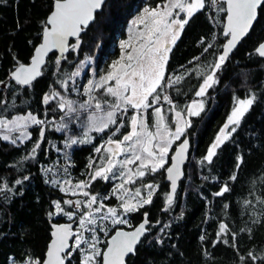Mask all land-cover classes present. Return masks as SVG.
I'll list each match as a JSON object with an SVG mask.
<instances>
[{
	"label": "trees",
	"instance_id": "obj_1",
	"mask_svg": "<svg viewBox=\"0 0 264 264\" xmlns=\"http://www.w3.org/2000/svg\"><path fill=\"white\" fill-rule=\"evenodd\" d=\"M164 1L107 0L96 14L95 21L82 33L79 50L67 52V59L61 60L59 71L55 64L57 54H50L41 75L32 85L21 86L9 75L18 65L29 62L41 40L54 0H0V81H3L0 84V100L5 101L0 105V118L10 119L31 113L38 119L50 121L44 125L45 140L35 158L23 159L29 155L38 138L40 126L29 127L31 139L18 142L16 146L4 141L0 135V181L13 189L12 192L0 193V264H10L12 258L22 261L27 255L43 257L50 241L51 223L73 222L65 216H48L53 201L67 199V195L50 183L54 175L57 178L64 176L63 168L67 167L68 177L74 184L87 179L86 173L93 170L87 168L90 157L94 168L105 163L100 159L105 153H95L94 147L106 140L108 133H95L91 144L65 148V137H81L82 127L70 124V131H55L64 114L54 102L45 105L43 96L52 90L63 92L58 81L65 80L85 56H95L97 73H105L108 65L117 59L119 41L125 36L129 19L145 6H155ZM224 18L225 13L217 15L211 7L197 12L173 46L166 76H184L180 84L167 89L177 110H182L193 99H199L195 97V91L202 83L198 73L201 69L210 71V64L219 54V46L224 41ZM202 39L205 41L203 44L200 43ZM263 40L264 11L217 72L219 83L201 98L205 102L204 110L199 116L191 118V127L181 137H188L190 149L173 204L168 206L166 203L169 183L163 171L146 177L145 182L159 185L153 202L139 211L128 213L129 224L115 226L107 222L108 234L103 236L98 233L101 248L116 228L131 229L147 213L150 230L137 245L135 254L127 258V264H252L249 252L264 254V204L257 201V197H264V58L255 52ZM70 43H75V40ZM208 43L215 46L204 52ZM85 80L75 84L82 87ZM68 85L66 93L80 98L81 95L71 91L74 86L71 80ZM250 93H255L256 101L242 118L237 131L217 150L211 164H201L208 147L231 114L234 97L243 99ZM127 130L126 126L121 132ZM179 142L176 141L173 148ZM65 153L69 154L70 160L65 159ZM238 157H242L239 168L236 167ZM45 168H51L52 172L45 173ZM233 173L237 176L234 182L229 179ZM25 176L29 178L24 180ZM17 179L22 180V184L16 185ZM46 180L49 183H45ZM140 183L138 181L134 188ZM225 183L231 190L223 196L214 197L212 193L219 191ZM113 185L112 179L107 182L98 179L85 190L101 196L108 195L109 199L104 203L107 207H116L117 198L111 195ZM146 194L147 190L142 189V197ZM81 199L86 198L82 196ZM245 200H251L252 204L245 206ZM63 207L77 213L88 210L83 206L81 209L68 205ZM78 218L77 215L74 219L78 221ZM221 222L227 224L230 230L223 237L229 240V244L216 242ZM164 225L169 227L164 228ZM232 233L235 234L234 247L231 246ZM241 256L245 257L243 262ZM72 264H79L78 259L74 258ZM256 264L264 262L257 261Z\"/></svg>",
	"mask_w": 264,
	"mask_h": 264
},
{
	"label": "snow or ice",
	"instance_id": "obj_2",
	"mask_svg": "<svg viewBox=\"0 0 264 264\" xmlns=\"http://www.w3.org/2000/svg\"><path fill=\"white\" fill-rule=\"evenodd\" d=\"M104 3L105 0H54L43 29V42L35 48L31 64L28 66L20 64L11 73V78L16 84L31 86L33 81L41 75L40 66L45 63L44 58L53 50H59L60 53L55 60L57 71H59L61 60L67 59L64 54L79 50L81 33L95 21L96 14L102 9ZM208 7L215 9L217 15L221 12L225 13V22L222 28L224 41L219 46V54L209 66L211 70L205 72L201 69L198 73L202 77V83L195 91V97H205L208 90L219 83L217 72L228 61L230 53L258 22L260 13L264 11V0H223V2L222 0H166L155 6H145L141 14L132 21L128 39L120 41L121 54L118 59L112 61L109 70L98 79L89 80L83 86L82 92L80 86L73 81L74 86L71 91L86 99L77 103L57 90H52L43 96L45 105L55 101L56 108L64 114L61 116L62 122L56 126L55 131H70V124H79L83 128L82 137L75 135L65 137V148L93 143L94 137L91 133H108L107 139L94 147L95 153L102 151L105 153L100 159L106 163L94 168L93 159L90 157L87 168L93 170L86 173L87 179L75 184H72V180L68 178L67 167L63 168L65 177L63 183H60L55 175L53 176L50 183L58 187L59 191L72 195H77L79 192L86 200L53 201L52 211L48 213V216L49 218L65 216L68 221L77 222L78 227L74 230L72 223L53 224L52 239L43 257L27 255L22 261L12 258L10 264H72L74 258L78 259L79 264H127V257L135 254L141 237L150 230L146 227L150 225L147 213L143 214V221L134 230L117 229L115 235L111 236L103 248L100 247L98 233L108 234L104 221L110 220L112 225L129 224L126 214L139 211L145 205L151 204L159 185L145 182V178L154 176L161 170L170 182V192L165 194L166 203L168 206L173 204L177 182L183 176L181 165L185 162L189 140L183 139L176 148H173V144L175 141H180L186 130L191 127V120L186 119L185 115L199 116L204 110L205 102L203 99H193L182 110H177V105L167 94V89L180 84L184 76L177 75L174 78L166 76L169 54L194 14ZM181 13L185 14L183 18L180 17ZM216 22L219 23V21ZM70 37L75 38V43L69 42ZM213 39L215 40V37ZM200 43L203 44L205 41L202 39ZM214 46V43H208L203 51L208 52ZM255 52L259 57L264 58V42L258 45ZM91 59V57H85L80 61L76 72L71 73L65 80L58 81L65 92L69 91L68 81L80 76L81 71ZM195 59L199 60V57ZM2 83L3 81H0V84ZM162 101L175 113L174 131L167 123ZM255 101V93H250L243 99L234 97L231 114L208 147L200 161L201 164L213 162L217 150L237 131L242 118L249 112ZM4 103L5 101L0 100V105ZM46 123L50 121L38 119L31 113L12 119L0 118V132L3 133L4 141H10L16 146L17 140L23 143L31 139V133L27 131L29 125L40 126L39 136L33 143L29 155L23 158L27 160L30 157L35 158L38 149L41 148L42 141L45 140L44 125ZM126 126L128 130L121 132V129ZM13 132H18L19 135L12 136ZM119 156L124 158L117 159ZM65 159L70 160L68 153H65ZM237 160L236 167L239 168L242 157H238ZM133 165L134 168L130 167ZM43 171L49 173L52 169L45 168ZM28 178L25 176L24 180ZM98 179L106 182L110 179L121 181L112 188L111 195L121 200L122 212L116 207H107L106 212H102L106 207L104 201L109 199L108 195L101 196L99 193L92 194L85 190L91 188L92 183ZM229 179L236 181V174L233 173ZM138 181L141 183L139 187L134 188V195L125 199V195L129 194L126 185H135ZM22 182L17 179L15 184L20 185ZM45 183L49 181L46 180ZM142 189L147 190L146 196H141ZM230 190L229 185L225 183L212 195L220 197ZM6 191L12 192L13 189L6 182L0 181V193ZM257 201L264 204V197H257ZM244 204L250 205L252 201L245 200ZM63 205L74 209H81L83 205L84 209L91 211L77 213L66 210ZM93 205L96 207L93 208ZM224 207L227 209L228 205L225 204ZM77 215L78 221L74 219ZM167 227L169 225H164V228ZM229 232L228 225L221 222L216 242L229 244V240L223 238ZM85 233H88V236H85ZM231 235L233 241L231 246L234 247L235 234ZM203 239L202 236L201 240ZM248 258L252 264H256L257 261L264 262V254L257 255L249 252ZM240 260L243 262L245 257L241 256Z\"/></svg>",
	"mask_w": 264,
	"mask_h": 264
},
{
	"label": "rangeland",
	"instance_id": "obj_3",
	"mask_svg": "<svg viewBox=\"0 0 264 264\" xmlns=\"http://www.w3.org/2000/svg\"><path fill=\"white\" fill-rule=\"evenodd\" d=\"M164 2H166V0L164 1ZM143 10V9H142ZM142 10H140L137 14H135V15H133L130 19H129V21H128V23H127V25H126V29H125V36L124 37H122L121 39H120V41L121 40H126V39H128V37H129V28L131 27V24H132V21L138 16V15H140L141 14V12H142ZM183 15L185 16V14L184 13H181L180 14V17L181 18H183ZM142 27V26H141ZM120 41H119V43H120ZM119 46V45H118ZM118 51H119V54H118V56L116 57L117 59L119 58V56H120V54H121V50H120V48L118 49ZM85 57H91L92 59H91V61H90V63H88L87 64V66L86 67H84L83 68V70L81 71V74H80V76H77V77H73L72 78V80H71V82H73V81H75V83H80V81L82 80V79H84L85 80V78H86V80L84 81V83H83V85H82V87H80L81 88V92L83 91V86H85L87 83H88V81L89 80H91V79H98L99 78V74L97 73V71H98V68H97V64H96V57L95 56H85ZM85 57H83L80 61H82V60H84L85 59ZM115 58V59H116ZM80 61L78 62V64L76 65V67L74 68V70H73V72H76L77 71V67H78V65L80 64ZM112 61V60H111ZM111 61H109V63L111 62ZM108 63V64H109ZM107 64V65H108ZM111 64V63H110ZM109 66V65H108ZM109 70V69H108ZM107 70V71H108ZM72 72V73H73ZM94 73H95V75H94ZM104 74V73H103ZM102 75V74H101ZM62 93V95H64L66 98H68V99H72V100H74V101H76L77 103H80V102H82L84 99H86V97H84V96H82L81 95V97L80 98H78V99H76V97H74V96H71V95H69V94H67L66 92H61ZM74 93H76V92H74ZM77 94V93H76ZM199 99H201V98H199ZM55 104H56V102L55 101H53ZM192 102V101H191ZM190 102V103H191ZM162 103H163V111H164V115L166 116V118H167V123L169 124V127L171 128V130H173L174 131V124H173V120L175 119V113L174 112H172L171 110H170V107H168V106H165V105H167L166 103H164L163 101H162ZM205 105V104H204ZM165 106V107H164ZM16 116H26V115H16ZM16 116H14V117H16ZM14 117H12V118H14ZM12 118H10V119H12ZM185 118L186 119H190L191 120V118L192 117H187L186 115H185ZM6 119V118H5ZM227 121V120H226ZM32 125H29V127H31ZM151 126V125H150ZM223 126V125H222ZM29 129V128H28ZM28 129H27V131H28ZM154 130V129H153ZM2 132H0V135L2 136ZM81 134H83V128L81 129ZM94 134L95 133H91V135L94 137ZM97 134V133H96ZM12 136H18L19 135V133L18 132H13L12 134H11ZM81 137H82V135H81ZM184 138H182L181 140H183ZM180 140V141H181ZM18 142H20V140H17V143ZM176 142V141H175ZM174 142V143H175ZM174 145V144H173ZM122 158H124L123 156H119V157H117V159H122ZM105 163H106V161H105ZM104 163V164H105ZM103 164V165H104ZM102 165V166H103ZM130 167H135L134 165L133 166H130ZM65 177L64 176H60V177H58V179L60 180V183H63V179H64ZM69 178V177H68ZM113 180V179H112ZM114 181V185H113V187L116 185V184H118V183H120L121 181L120 180H113ZM75 184V183H74ZM112 187V188H113ZM126 187L129 189V194L128 195H125V199H128L129 197H130V195H134V185H126ZM136 187H139V186H136ZM111 188V189H112ZM65 195H67V199H71V200H73V201H75V200H81V201H85L86 199H81L82 198V194H80L79 192L77 193V195H72L71 193H64ZM117 195H119V193L117 194ZM142 196V195H141ZM74 197L76 198V199H74ZM116 197V196H115ZM117 198V197H116ZM117 201H118V203H117V206H116V208L118 209V211H120V212H122L123 210L120 208V204H121V200H119V199H117ZM83 206V205H82ZM106 210H107V206L105 207V209H103L102 211L103 212H106ZM86 211H91L90 209H88V210H86ZM127 215V214H126ZM106 222V223H105ZM107 222H110L111 223V221L109 220V221H104L103 223L107 226V229H108V225H107ZM73 223H75V226L73 227V229L75 230L77 227H78V224H76V222H73ZM115 226H118V225H115ZM109 230V229H108ZM102 233V235L103 236H105V234H104V232H101ZM88 234H86L85 233V236H87Z\"/></svg>",
	"mask_w": 264,
	"mask_h": 264
},
{
	"label": "water",
	"instance_id": "obj_4",
	"mask_svg": "<svg viewBox=\"0 0 264 264\" xmlns=\"http://www.w3.org/2000/svg\"><path fill=\"white\" fill-rule=\"evenodd\" d=\"M106 1H107V0H105V2H106ZM222 2H223V0H222ZM53 3H54V2H53ZM224 5H225V7H226V4H224ZM99 11H100V10H99ZM99 11H98V12H99ZM50 12H51V11H50ZM98 12H97V13H98ZM49 15H50V13L48 14V16H49ZM48 16H47V18H46V21H47V19H48ZM93 22H94V21H93ZM93 22H92V23H93ZM224 22H225V18H224ZM92 23H91V24H92ZM91 24H90V25H91ZM90 25H89V26H90ZM43 29H44V28H43ZM250 31H251V30H250ZM82 33H83V32H82ZM82 33H81V35H82ZM245 37H246V36H245ZM245 37H244V38H245ZM244 38H243V39H244ZM243 39H242V40H243ZM72 40H75V38H71V37H70V38H69V42H71ZM242 40H241V41H242ZM241 41H240V42H241ZM42 42H43V31H42L41 40H40V42L35 46V48L38 47ZM240 42L237 44L236 48L238 47V45L240 44ZM262 42H264V40H263ZM262 42H261V43H262ZM257 47H258V46H257ZM257 47H256V48H257ZM35 48H34V50H33V53H32V56H31L29 62H28V63H23L24 65L28 66V65L31 64L32 57H33V55L35 54ZM236 48H235V49H236ZM235 49H234V50H235ZM234 50L230 53V55L234 52ZM53 53H56V54H57V57L60 55L59 50H53L52 52H50V53L48 54V56H49L50 54H53ZM66 54H67V53H65L64 55H66ZM48 56H46V57L44 58V59H45V63L42 64V65L40 66V71H42L44 65L46 64V61H47ZM229 57H230V56H229ZM260 58H261V57H260ZM18 66H19V65H18ZM18 66H17V67H18ZM14 70H15V69H14ZM14 70H13V71H14ZM13 71H12V72H13ZM12 72H11V73H12ZM11 73H10V75H9L10 78H11ZM37 78H38V77H37ZM37 78H36V79H37ZM11 79H12V78H11ZM36 79H35V80H36ZM35 80H34V81H35ZM34 81H33V82H34ZM185 138L188 139V137H185ZM185 138H184V139H185ZM188 140H189V139H188ZM181 141H182V140H181ZM181 141H180V142H181ZM180 142H179V143H180ZM179 143L175 146V148L178 147ZM189 149H190V143H189L188 152L186 153L185 162H186L187 159H188ZM185 162H184L183 165H181V169H182V171H183V176H184V165H185ZM183 176L181 177V179L183 178ZM181 179H180V180H181ZM166 180H167V179H166ZM180 180L177 182V190H176V192H175V194H174L173 201L175 200V197H176L177 191H178V189H179ZM168 183H169V192H170V182L168 181ZM143 219H144V216H143ZM143 219H142V221H143ZM142 221H141V222H142ZM141 222H139L136 226H134V227L131 228V229H125V228H120V227H119V228H116V229L114 230V232H113V233H112V234L106 239V244H107L108 240L111 238V236L115 235V231H116L117 229H119V230H123V231H132V230H134V228L137 227ZM64 223H72V224H73V227L75 226V223H73V222L51 223L50 241H51V239H52V237H51V232L53 231V229H52V225H53V224H64ZM146 227H147V226H146ZM145 234H146V233H145ZM143 237H144V236L141 237V240H142ZM141 240H140V241H141ZM50 241H49V243H50ZM70 242H71V241H70ZM49 243H48V245H49ZM139 243H140V242H139ZM139 243H138V244H139ZM138 244H137V245H138ZM48 245H47V247H48ZM136 247H137V246H136ZM46 252H47V249H46ZM46 252H45V254H46ZM45 254H44V255H45ZM130 255H133V254H130ZM130 255H129V256H130ZM129 256H128V257H129ZM128 257H127V258H128Z\"/></svg>",
	"mask_w": 264,
	"mask_h": 264
},
{
	"label": "flooded vegetation",
	"instance_id": "obj_5",
	"mask_svg": "<svg viewBox=\"0 0 264 264\" xmlns=\"http://www.w3.org/2000/svg\"><path fill=\"white\" fill-rule=\"evenodd\" d=\"M120 228H125V227H120ZM126 229V228H125Z\"/></svg>",
	"mask_w": 264,
	"mask_h": 264
}]
</instances>
